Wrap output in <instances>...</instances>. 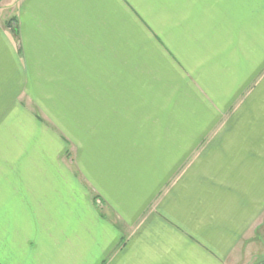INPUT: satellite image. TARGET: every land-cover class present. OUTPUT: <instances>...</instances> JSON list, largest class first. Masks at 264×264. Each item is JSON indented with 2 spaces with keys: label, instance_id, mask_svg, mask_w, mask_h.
Here are the masks:
<instances>
[{
  "label": "crops",
  "instance_id": "0c3cea01",
  "mask_svg": "<svg viewBox=\"0 0 264 264\" xmlns=\"http://www.w3.org/2000/svg\"><path fill=\"white\" fill-rule=\"evenodd\" d=\"M263 261L264 0H0V264Z\"/></svg>",
  "mask_w": 264,
  "mask_h": 264
},
{
  "label": "rangeland",
  "instance_id": "374dc122",
  "mask_svg": "<svg viewBox=\"0 0 264 264\" xmlns=\"http://www.w3.org/2000/svg\"><path fill=\"white\" fill-rule=\"evenodd\" d=\"M69 156H70V152H67L66 157L69 158Z\"/></svg>",
  "mask_w": 264,
  "mask_h": 264
},
{
  "label": "water",
  "instance_id": "95a60500",
  "mask_svg": "<svg viewBox=\"0 0 264 264\" xmlns=\"http://www.w3.org/2000/svg\"><path fill=\"white\" fill-rule=\"evenodd\" d=\"M259 264H264V261H263V262H261V263H259Z\"/></svg>",
  "mask_w": 264,
  "mask_h": 264
}]
</instances>
